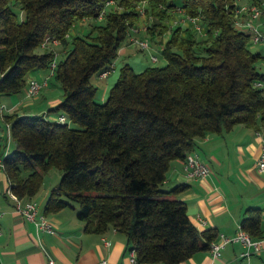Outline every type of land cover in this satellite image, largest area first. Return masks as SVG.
I'll return each instance as SVG.
<instances>
[{"label": "trees", "instance_id": "16d2710c", "mask_svg": "<svg viewBox=\"0 0 264 264\" xmlns=\"http://www.w3.org/2000/svg\"><path fill=\"white\" fill-rule=\"evenodd\" d=\"M234 1L0 0V95L26 92L28 80L50 71L56 60L53 75L64 95L49 113L67 118L60 123L49 114L3 116L15 143L3 159L11 190L30 200L45 174L58 167L63 174L47 198L46 215L69 208L87 232L114 228L142 264H181L209 250L218 233L200 231L186 202L169 196L185 185L168 192L161 185L171 163L192 153L197 139L236 125L264 128V87L256 86L264 84L257 67L264 56L252 52L251 35L236 28ZM144 2L157 19L149 34L158 27L167 31V12L175 8L199 17L207 39L200 42L189 24L172 26L161 48L167 64L140 72L125 64L99 103L93 77L119 57ZM104 14L103 25L69 40L77 21ZM48 36L67 49L59 59L42 47ZM4 150L0 146V156ZM241 226L262 239L261 209L249 208Z\"/></svg>", "mask_w": 264, "mask_h": 264}, {"label": "crops", "instance_id": "0c3cea01", "mask_svg": "<svg viewBox=\"0 0 264 264\" xmlns=\"http://www.w3.org/2000/svg\"><path fill=\"white\" fill-rule=\"evenodd\" d=\"M119 52L121 57L127 55L125 47ZM143 66L149 65L145 62ZM39 76L40 73H35L32 78ZM105 94L100 97L99 103L106 101ZM63 95V91L56 93L49 87L36 100L37 103L26 102L25 91L11 96L0 95V108H4L2 112L0 110V115L3 118L15 112L20 115L49 114L51 119L57 120L63 114L49 113V110L62 101ZM255 132V129L245 125H236L223 134H209L197 139L192 153H197L210 167V176L205 179H187L183 160H175L163 183L169 191L178 185H185L183 191L172 193V198L186 202L189 217L200 231L215 230L218 233L215 241L221 235L235 236L249 208L262 211L264 240V174L256 168L261 141ZM11 150L12 147L4 150L0 159ZM42 187L32 200L38 202L40 214L50 220L54 233L38 231L34 223L15 210V202L7 195L9 178L4 170H0V264H48L50 259L55 264H104V261L105 264H131L126 236L114 228L104 234L87 232L85 222L77 217V211L69 208L46 215L44 206L54 187L43 190ZM199 219L205 220L206 224L200 226ZM244 251L242 244L231 243L218 259H214L209 250H204L181 264H264V244L261 252L250 261L241 257Z\"/></svg>", "mask_w": 264, "mask_h": 264}, {"label": "built area", "instance_id": "2783aa9c", "mask_svg": "<svg viewBox=\"0 0 264 264\" xmlns=\"http://www.w3.org/2000/svg\"><path fill=\"white\" fill-rule=\"evenodd\" d=\"M241 1H245L243 4ZM110 3H113L112 1ZM145 4V2L143 3ZM141 6V5H140ZM234 14H235V26L239 30L248 32L251 35V41L254 44L264 42V0H235L233 3ZM180 12H184L182 9H178ZM185 13H183L184 15ZM186 15V20L184 22L193 26L194 30L205 36V30L201 25L199 17H192ZM143 32V29H135L134 26L130 29L129 34V45H136L139 50L147 51L150 49V40L141 37L140 34ZM54 45H60V42L56 39H51L49 36L46 37L42 47L49 48L53 50ZM54 51V50H53ZM118 59V58H117ZM115 59L109 67L101 73V77H108L109 74L115 70L116 61ZM151 61L157 62L158 57L154 54H151ZM55 60L52 65V76L54 74L56 63ZM49 85V78L46 79H36L30 78L28 80V86L26 91L27 98H36L40 95L42 90ZM257 87H264L262 82L256 84ZM1 112L4 110L3 107L0 108ZM60 123L67 122L65 116H60L57 119ZM8 134H10V125L7 124ZM256 136L260 139V153L256 159V168L261 173L264 174V128L256 130ZM10 140V136H9ZM3 159H0V170H4ZM184 162V176L187 179H205L208 178L211 174L210 167L200 158L197 153H190L183 160ZM7 195L15 202V210L23 215L28 221L35 224L36 228L40 232L54 233V228L50 220L45 216L40 214V206L35 200H25L20 198L15 194L11 188L8 189ZM2 215L0 209V216ZM200 220V226L206 224L205 220ZM2 235V230L0 228V236ZM231 243H240L244 246L245 251L241 254V257L250 261V259L261 252L264 244L263 239H254L248 231H246L242 226L240 227L239 232L232 237H227L221 235L218 241H213L210 245L209 252L214 259H218L222 256L223 250L227 245ZM1 256V251H0ZM129 260L131 264H142L138 260L137 254L135 251H129ZM104 264L106 261L103 262ZM48 264H55L54 260L50 259Z\"/></svg>", "mask_w": 264, "mask_h": 264}, {"label": "rangeland", "instance_id": "374dc122", "mask_svg": "<svg viewBox=\"0 0 264 264\" xmlns=\"http://www.w3.org/2000/svg\"><path fill=\"white\" fill-rule=\"evenodd\" d=\"M243 4H245V1H241ZM112 4V3H111ZM181 4V1L177 3ZM148 5L141 4V6L138 7V11L140 12V18L139 20L134 24L135 29H143V32L140 34L141 37H144L145 39H149L151 44H150V49L147 51H141L138 49L136 45H129V37L127 39V42L124 43L123 47L127 49V55H124L121 57V52H119V57L116 61V68L114 71H112L109 74V77H97L94 76L92 82L94 85L97 87V97L96 101L98 100L101 101L100 97L103 95L105 92V96L108 97L109 92L113 85L116 83V81L119 78L121 68L126 64L125 62H131L130 64L136 69L137 72H140L144 70L143 63L147 62L149 66H157V67H164L167 64V61L165 57L161 53V48L168 42L170 39L171 33H172V26H179L181 25L183 29L188 27V23L184 22L186 20V15L183 13L185 12H180V10H175V8L168 10L167 18L165 19V24L168 25V30H162V28L158 27L155 30L154 35L149 34V29L152 28L154 22L157 20L156 17H154L151 13L147 12ZM110 7L107 8L109 10ZM15 11L17 13L20 12L19 7H15ZM190 16V15H188ZM105 14L101 15L99 19L93 20V19H84L82 21H77L75 25L72 27V29L69 32V40L71 41L74 37L76 36H84L90 32L91 29H93L94 26L96 25H103L105 22ZM174 28V27H173ZM199 36V41L203 42L206 40V36L203 35H198ZM156 48H155V46ZM59 47V48H58ZM249 48L252 52H259L264 56V42L254 44L251 41V44L249 45ZM53 50L55 53H57V57L59 59V56H63L66 52L67 49L63 48L61 45H54ZM153 50L155 52H153ZM38 52H42V48L37 49ZM198 52L200 54L204 53V45L200 44L198 46ZM151 54H154L158 57L157 62H150L151 60ZM142 65V66H141ZM258 69L264 73V59L259 61L257 63ZM41 76L37 77L36 79L42 80L49 78V85L42 90L40 95L36 98H27L26 102H36L37 99L40 98V96L48 91V87L50 89L55 90V92H62V88L58 80L56 79V76H52V70L40 73ZM109 89V90H108ZM108 91V92H107ZM105 101H103L104 103ZM6 114L8 113L7 109L5 108ZM0 136L1 138V147L2 149H7L8 147H12V150L15 148V143L13 142L12 135L8 134V131L6 129V122L5 120L1 117L0 115ZM10 136V141L8 140ZM11 150V151H12ZM63 171L58 168V167H53L51 168L44 177V185L42 187V190L47 187H57L60 183L61 177H62ZM162 190L164 191H169L164 188V185H161ZM41 190V192H42ZM170 197H173V194H169Z\"/></svg>", "mask_w": 264, "mask_h": 264}]
</instances>
